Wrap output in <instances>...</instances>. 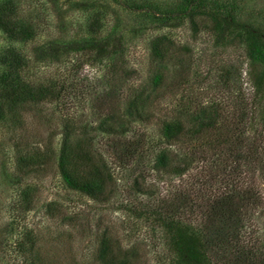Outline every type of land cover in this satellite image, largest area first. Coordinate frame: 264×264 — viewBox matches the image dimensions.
Segmentation results:
<instances>
[{"label":"rangeland","instance_id":"1","mask_svg":"<svg viewBox=\"0 0 264 264\" xmlns=\"http://www.w3.org/2000/svg\"><path fill=\"white\" fill-rule=\"evenodd\" d=\"M0 9L8 24L33 34L12 42L0 31V57L18 50L25 81L65 88L60 100L22 104L0 120V264H171L160 228L130 209L156 205L179 180L150 172L139 193L112 167L106 193L81 195L59 175L62 132L73 133L69 150H89L97 163L114 138L109 127L156 140L165 121L187 130L213 107L227 120L242 99L248 110V52L238 35L216 46L215 21L228 17L264 33V0H0ZM108 36H121L123 51L99 65L75 72L81 57L40 60L49 42ZM254 128L264 147V121ZM245 130L252 137L248 122ZM255 183L264 202V179L257 174Z\"/></svg>","mask_w":264,"mask_h":264},{"label":"trees","instance_id":"2","mask_svg":"<svg viewBox=\"0 0 264 264\" xmlns=\"http://www.w3.org/2000/svg\"><path fill=\"white\" fill-rule=\"evenodd\" d=\"M6 14L0 9V31L12 42L30 41L33 34L8 24ZM234 35L243 39L248 52V110L242 99L227 120L213 107V116L195 117L197 126L187 130L180 121H165L156 140L145 132L109 127L105 133L114 138L104 143L108 157L100 155L97 163H92L89 150H69L73 133L68 129L62 132L59 175L69 189L81 195L97 198L106 193L107 183L114 177L112 167L121 179L132 178V187L139 193L144 192L141 186L151 177L150 172L179 180L156 205L146 202L139 209H130L133 215L150 219L160 228L171 264H264V202L255 183L257 174L264 179V147L261 130L254 128L264 121V33L251 25L218 17L214 44L222 47ZM121 41V36H108L49 42L42 47L40 60L57 62L69 56L81 57L83 61L71 66L78 72L81 66L99 65L122 54ZM158 52L155 49L153 58L162 60ZM0 66V120L22 104L62 98L60 89L64 92L65 88L57 90L56 83L33 85L23 79L26 60L18 50L6 49ZM135 103L126 108L128 118L138 110ZM247 122L253 128L252 137L245 130ZM103 124L108 125L106 121ZM76 161L81 162L83 170L75 167ZM194 168L198 173L192 172Z\"/></svg>","mask_w":264,"mask_h":264}]
</instances>
